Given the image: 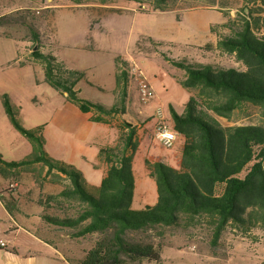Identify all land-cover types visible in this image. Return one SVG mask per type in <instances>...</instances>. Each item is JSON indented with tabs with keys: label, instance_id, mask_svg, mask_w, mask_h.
Returning <instances> with one entry per match:
<instances>
[{
	"label": "rangeland",
	"instance_id": "374dc122",
	"mask_svg": "<svg viewBox=\"0 0 264 264\" xmlns=\"http://www.w3.org/2000/svg\"><path fill=\"white\" fill-rule=\"evenodd\" d=\"M83 2L74 5L70 0H0V31L10 34L8 39L3 38V50L18 46L20 52L9 58L14 64L1 63L4 65L0 66V154L6 160H21L31 152L29 141L13 128L4 111L1 100L4 91L17 108L23 126L45 125L47 152L73 164L93 185L100 184L104 172L93 168L89 160L96 161L93 158L100 148L118 145L119 136L128 132V124H131L136 136L138 132L140 137L132 162L135 189L131 208L143 209L157 201L156 182L148 174L145 159L156 161L161 157L166 164L178 168L181 140L176 139L167 147L154 136L149 138L138 126H145L151 132L158 109L163 110L171 126L169 108L182 113L190 98L189 90L174 77L182 76L184 72L171 65L162 54L174 59L184 58L193 64L242 68L233 55L218 50L216 42L228 33L222 24L228 19L240 22L247 17L244 6L249 4L247 0H169L170 10L158 11L148 2ZM254 15L259 17L255 32L264 34V12ZM211 26L215 27L214 33ZM30 27L39 34L40 51L55 56L70 69L85 71V77L77 85L79 96L84 100L113 104L114 58L120 56L129 60L134 76L129 83L125 113L111 117V126L91 122L87 117L89 114L82 113L64 94L43 82V70L31 56L36 47ZM207 43L212 44L208 51L203 49ZM136 77L144 79L153 92L154 96L149 100L142 99ZM219 120L223 125L262 122L259 111L249 106L237 110L230 119ZM16 182L18 186L15 182L9 185L0 177V189L7 188L12 192H3L2 196L17 212L36 209L38 206L29 200L38 198L40 189L33 183L32 174L23 172ZM48 184L44 183L42 192L56 194V189L61 188L53 184L48 188ZM76 209L74 204L66 213L73 214ZM64 211L56 210L61 215ZM18 214L15 213L17 217ZM10 220L0 203V238L7 242L8 248L31 239L26 230L6 232ZM70 231L44 225L38 235L53 242L57 253L65 252L74 259L89 250L100 236L95 233L72 238L68 235ZM127 238L160 245V264H264V227L259 224L250 227L228 224L219 240L213 243V227L205 216L193 221L181 217L177 225L129 231ZM36 245L34 253L39 264L47 255L45 248ZM3 254L4 249H0V263L4 262Z\"/></svg>",
	"mask_w": 264,
	"mask_h": 264
},
{
	"label": "trees",
	"instance_id": "16d2710c",
	"mask_svg": "<svg viewBox=\"0 0 264 264\" xmlns=\"http://www.w3.org/2000/svg\"><path fill=\"white\" fill-rule=\"evenodd\" d=\"M70 1L74 5L84 3V0ZM129 1L151 3L153 10H170L169 0ZM247 2L249 5L244 6L247 17L240 22L226 20L222 25L228 33L216 42L218 50L233 55L242 68L193 64L184 58L162 54L184 72L174 77L189 90L190 98L182 113L169 108L172 128L184 140L178 168L162 160L145 159L148 174L156 182L154 205L131 208L135 189L132 162L140 144L133 127L129 126V131L119 136L118 145L99 149L96 161L91 164L102 169L104 176L99 185H93L73 164L47 152L45 125L23 126L9 96L1 95L9 122L29 141L31 152L21 160H6L0 154V177L13 185L23 172L32 174L33 183L40 188L37 203L42 207L45 226L71 229L68 235L72 238L100 234L81 257L69 259L71 264H160V245L129 240L127 233L174 226L181 217L193 221L205 216L213 227V243L228 224L264 227V34L255 32L259 17L254 15L264 12V0ZM29 29L36 47L31 56L43 70V82L64 94L81 112L89 114L91 122L111 126V117L125 113L133 76L129 60L114 58L113 104L84 100L77 85L85 77V71L70 69L55 56L40 51L39 34L33 27ZM211 32H215L214 26ZM147 40L159 44L151 38ZM211 46L207 43L203 49L208 51ZM243 106L256 108L262 122L221 123L219 118L230 119ZM46 182L59 185L61 190L56 194L42 192ZM6 189H0V201L14 215L15 207L2 196L3 192H9ZM74 204L75 213H66ZM57 209H65L64 214L57 213Z\"/></svg>",
	"mask_w": 264,
	"mask_h": 264
},
{
	"label": "crops",
	"instance_id": "0c3cea01",
	"mask_svg": "<svg viewBox=\"0 0 264 264\" xmlns=\"http://www.w3.org/2000/svg\"><path fill=\"white\" fill-rule=\"evenodd\" d=\"M48 1L51 2V0H48ZM5 8L6 7H4V9ZM8 12H10V11H8ZM9 35L10 34H3V31H0V66L4 65L1 63H7L6 65L14 64L13 61L11 60L12 58L11 59H9V58L12 55H19L20 54L18 46H15L16 47L15 49L8 47L9 49H7L5 51L3 50V48H4L3 46H5V42H4L3 38L8 39L7 36L10 37ZM17 62L19 63V60H17ZM4 93H6V92L4 91ZM84 114H87V113H84ZM87 117L89 120V116H87ZM170 121H171V118H170ZM155 123H156V121L154 122V125H155ZM128 125L130 127H132L131 124H128ZM154 125H153V129H154ZM170 125L172 127V122ZM138 128L143 129V132L147 133L149 138H153V129L151 132H149V130H147L145 128V126H142L140 124H139ZM137 136L139 138V143H140V137H139L138 132H137ZM177 139L181 140L180 154L177 156V165H179V161H180V157H181V149H182V145H183L184 140L181 136H179ZM97 155H98V153L95 155V158H93V159H97ZM147 159H150V158H147ZM157 160L165 161L161 157L157 158ZM89 161L94 162V160H89ZM103 176H102V178H103ZM102 178H101V180H102ZM16 185L18 186V183H16ZM51 186H53V185L48 184V188H50ZM48 188H46V186H45V189H48ZM56 188H58V187H56ZM37 189H38V187H37ZM60 190H61V188H58V189H56V192H59ZM39 193H40V191H39ZM39 193L37 195H39ZM133 198H134V196H133ZM37 199L38 198H36V199L31 198L29 200V202L31 204H36L38 207H36V209L30 210V211H28L29 209L25 210V211H23V210H20L18 212L16 211L15 213H19L18 214L19 217H17V215H15V213H14V215H11L5 209L8 212V217L11 219L10 224L6 227V232L18 233L20 230H26L27 232L29 231L28 233H29L31 239H27L26 242L15 243L11 246V248H8V244L6 242V244H7L6 247H4V248L0 247V249H4L3 256L5 258L4 262H2L0 264H38L37 256L34 253L36 251V246H37L36 244L37 243L40 244L42 246V248H45L46 255H47L46 260L41 261L39 264H71V262L69 261V259H71V258L69 256H67V254L65 252H63L61 254L57 253L53 242H51V241L47 242V240H44L43 238H41V236L38 235L40 227L41 226L43 227L44 224H43L42 219H41L42 207L37 203ZM0 203H1V206H3L1 201H0ZM0 239H2V238H0ZM2 240H4V239H2Z\"/></svg>",
	"mask_w": 264,
	"mask_h": 264
},
{
	"label": "built area",
	"instance_id": "2783aa9c",
	"mask_svg": "<svg viewBox=\"0 0 264 264\" xmlns=\"http://www.w3.org/2000/svg\"><path fill=\"white\" fill-rule=\"evenodd\" d=\"M134 76V73L132 71ZM140 85V93L143 100H149L154 96L153 92L149 88V85L144 79L136 77ZM153 136L161 142L163 145L169 147L180 136L166 121V116L162 109H158L156 112V123L153 129ZM7 244L4 240L0 239V247L4 248Z\"/></svg>",
	"mask_w": 264,
	"mask_h": 264
}]
</instances>
